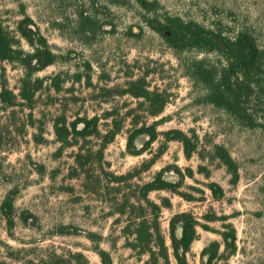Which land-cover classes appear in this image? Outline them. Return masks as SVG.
<instances>
[{
	"label": "rangeland",
	"instance_id": "obj_1",
	"mask_svg": "<svg viewBox=\"0 0 264 264\" xmlns=\"http://www.w3.org/2000/svg\"><path fill=\"white\" fill-rule=\"evenodd\" d=\"M24 13L34 19L58 58L36 73L44 85L31 104L20 95L24 67L0 59V91L5 86L16 96L12 104L0 100V205L12 188L18 189L11 231L0 212V264H47L54 252L66 259L71 252H82L91 263L102 264L97 246L110 252L113 264H154L149 253L130 247V213L117 209L124 196L141 195L138 184L167 165L185 173L176 192L149 195L157 203L162 197L171 201L160 215L167 245L172 216L191 212L199 224L187 253L189 264H203L202 251L214 240L221 243L216 264H264V127L242 125L224 109L203 102L206 90L151 26L154 19L179 16L231 36L245 29L264 50V0H0L3 23L12 32L17 33ZM21 45L32 49L23 39ZM185 55L219 59L213 52ZM140 78L167 100L158 115H152L145 98L127 92L130 82ZM55 82H60L59 89ZM95 115L101 135L71 136L68 145L55 134L59 117L70 124ZM153 122H158V139L142 154H130L129 134ZM117 125L120 132L104 144L105 134ZM171 129L187 135L190 156L183 141H166L164 133ZM145 140L140 135L137 144ZM215 144L227 147L238 163L236 182ZM79 152L93 158L83 169L76 163ZM128 172L134 177L110 180V173ZM166 178L179 180L175 172H167ZM211 182L223 187V196H214ZM24 213L32 214L28 221ZM63 226L68 233H61ZM231 226L236 247L227 249L222 232ZM66 264L78 263L72 259ZM170 264H178L171 247Z\"/></svg>",
	"mask_w": 264,
	"mask_h": 264
},
{
	"label": "trees",
	"instance_id": "obj_2",
	"mask_svg": "<svg viewBox=\"0 0 264 264\" xmlns=\"http://www.w3.org/2000/svg\"><path fill=\"white\" fill-rule=\"evenodd\" d=\"M86 19V16L84 17ZM85 21V20H84ZM83 21V22H84ZM151 26L165 40V42L181 57L186 73L194 81L202 86L206 92L202 101L224 109L238 123L250 127H264V50L260 47L256 37L248 30L242 29L236 35H226L221 31L211 30L195 20H184L179 16H169L164 21L154 19ZM17 33L12 32L3 23L0 14V59L7 62H19L25 70L22 78L20 95L30 104L34 101L35 94L42 89L44 78L36 76V73L54 64L58 58L53 51L48 39L37 27L34 19L24 13L17 22ZM19 36V37H18ZM21 39L31 47L26 50L21 45ZM191 51L209 54L216 53L218 60H213L209 55L183 56ZM56 78V77H55ZM56 88H60V82H55ZM128 93L146 99L152 115H158L163 111L167 100L157 90H150L145 79L132 80ZM16 99L15 94L3 86L0 91V100L12 104ZM252 101L263 105L258 110ZM261 111V112H260ZM262 113V114H260ZM100 117L84 116L73 120L70 124L67 118L59 117L54 124V131L58 139L71 144L70 137L87 138L92 135H101L99 127ZM121 126L117 125L104 136V144L113 141L120 132ZM140 135L147 137L142 146L137 144ZM166 141L180 140L185 144L187 156L192 154L187 135L179 129H171L164 133ZM159 137L158 122L144 123L141 127L132 131L127 138V150L130 154L139 155L145 152ZM217 156L223 161L233 181L240 177L239 167L236 160L227 147L215 144ZM99 162L104 158L103 148L99 150ZM163 151V150H162ZM77 165L83 169L93 158L82 152L77 154ZM0 161V172L2 170ZM150 167V164L146 169ZM167 172H175L179 176L178 181L166 178ZM192 174V171H190ZM110 180L116 183L134 177L133 172L123 175L110 173ZM185 179V173L179 166L167 165L155 173L151 180L139 185L141 195H126L122 202H118L117 212L126 214L129 212L133 227V242L129 245L132 249H140L139 252L149 253L154 264H159L163 259L165 264H170V247L178 264H189L187 253L192 243L198 237L197 218L191 212L175 213L169 226L171 245L168 246L160 224V215L163 208L170 207L168 197H162L157 203L149 197L150 193L157 190H170L176 192ZM100 181V180H99ZM214 196H223V187L217 182L209 183ZM17 188H12L0 205V212L5 218L8 229L11 231L15 226V196ZM127 211V212H126ZM28 221L29 213H24ZM61 233H68L66 226L61 228ZM129 231V230H128ZM223 242L227 249L236 247V233L231 226L230 230L222 232ZM155 243V244H153ZM220 244L217 240L206 246L202 255L205 257L203 264H216L219 257ZM158 249V250H156ZM102 264H113L109 251L96 247ZM74 259L78 264H95L82 252H71L70 258L66 259L54 252L47 264H66Z\"/></svg>",
	"mask_w": 264,
	"mask_h": 264
}]
</instances>
